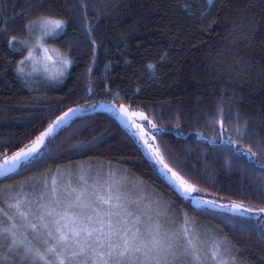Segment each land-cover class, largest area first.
I'll use <instances>...</instances> for the list:
<instances>
[{
    "label": "trees",
    "instance_id": "16d2710c",
    "mask_svg": "<svg viewBox=\"0 0 264 264\" xmlns=\"http://www.w3.org/2000/svg\"><path fill=\"white\" fill-rule=\"evenodd\" d=\"M28 11L32 18L66 24L48 42L71 64L58 81L21 78L15 69L28 51L0 43V161L31 145L69 109L122 104L164 130L156 144L175 170L202 189L200 196L264 209L258 170L246 158L235 160L222 143L226 137L214 142L218 124L206 123L221 105L264 132V0H0V41L19 32L27 22L20 14ZM225 129L234 131L227 121ZM57 137L59 151L46 164L0 178V189L56 169L76 173V160L104 165L105 172L112 165L133 179L152 177L145 194L155 189L172 206L177 225L186 213L206 231L204 244L219 239L240 264H264L263 219L196 207L153 175L139 141L108 112L75 117ZM81 142L98 150L81 159L71 151Z\"/></svg>",
    "mask_w": 264,
    "mask_h": 264
},
{
    "label": "snow or ice",
    "instance_id": "6c2138e0",
    "mask_svg": "<svg viewBox=\"0 0 264 264\" xmlns=\"http://www.w3.org/2000/svg\"><path fill=\"white\" fill-rule=\"evenodd\" d=\"M212 2L208 0L209 4ZM20 18L27 22L18 33L13 32L11 38L0 43L13 52L28 51L27 57L20 60L15 69L23 78L36 71L32 55L34 47H42L40 42L49 38L57 39L66 24L44 15L32 18L31 11L21 13ZM10 19L14 21L15 17ZM17 35L26 39H17ZM44 51L47 54V49ZM26 61L31 63L32 72L25 71ZM61 63L68 66L71 61L65 59ZM149 70L154 73L155 66L150 65ZM81 111L73 108L64 112L31 145L20 148L0 163V176L14 179L10 173L21 169L32 171L46 164L59 151L57 131L65 128ZM117 112L128 118L127 122L137 130L133 135L143 143L156 178L163 179L197 206L216 207L215 200L200 199L198 194L202 189L195 182L189 183L169 164L165 151L155 143V135L149 143L144 122L151 125L153 133L157 129L146 114L125 108H119ZM225 121L234 128L233 132L226 131ZM206 123L218 124V128L212 130L214 142L226 137L222 143L235 160L239 162L246 158L255 166L261 180V199H264V132H257L247 120L242 122L239 113L230 109L225 113L221 105L216 106L215 115L208 117ZM196 135L203 137V133ZM96 150L98 148L83 142L71 148L81 159ZM74 163L77 164L75 183L69 178L71 172L56 169L55 174L41 173L20 186L0 189V249H7L0 252V264H16L12 257H19V264H240L233 248L223 241L205 250L201 234L186 213L183 223L177 226L172 206L165 204L155 189L152 196L145 194L146 180L152 177L133 179L112 165H108L105 172L104 165L79 160ZM25 187L39 191H33L30 198ZM228 208L242 214L251 211L236 204ZM259 213H264V209ZM261 236L264 237V231Z\"/></svg>",
    "mask_w": 264,
    "mask_h": 264
},
{
    "label": "rangeland",
    "instance_id": "374dc122",
    "mask_svg": "<svg viewBox=\"0 0 264 264\" xmlns=\"http://www.w3.org/2000/svg\"><path fill=\"white\" fill-rule=\"evenodd\" d=\"M37 36H38V34H37ZM50 39L51 38H49V39H47L45 41H41L40 43L42 44V47L41 46H35L34 49L32 50L33 57L35 58L36 71L33 72V74L31 76H28V77H33L34 76V77H37L38 79H42V80L44 79V80H48V81H58L66 73L67 69L70 67V65H68V66L62 65L61 61L65 60L66 56H64V54H62L61 52H59L58 50H56L55 48H53L50 45V43L48 42ZM45 49H47V54H45V51H44ZM27 63H28V67L25 69V71L26 72H32L31 63H29V62H27ZM61 72L63 73V75L60 74ZM77 108L82 109V111L79 112L78 114H84V113L94 112V111H98V110L100 111L102 109H106L107 108L110 113L122 118V115L117 112V109L125 108V107L122 104L119 105V104H115V103H108L106 105H103L101 103H96V104H92V105H89V106H79ZM131 112L140 113L139 111H131ZM78 114H76V115H78ZM127 119L128 118H125L122 121V124L131 133H134L137 130L134 129L127 122ZM144 127H145V131L148 132V137L147 138L149 139V143H151L152 142L151 141V137L153 135H155V137H156V135L160 131H159L158 128H156L157 131L155 133H153L151 125L147 124L146 122H144ZM140 143L143 146V143L141 141H140ZM155 143H156V140H155ZM143 148H144V146H143ZM144 151L146 152L145 148H144ZM12 155L4 157L0 161V163H3L5 159L11 157ZM69 172H71V176L69 178L72 179V181L75 183L76 180H77V173H74L72 171H69ZM24 191L31 198L32 192L33 191L38 192L39 189L33 190L30 187H25ZM133 195L135 196L136 193H133ZM149 196H152V195H149ZM199 198L203 199V200H209V199L215 200L216 201V207L215 208H218L220 210H224L226 212H229V213H232V214H235V215H241V216L250 217V218H254V219H263L264 220V213H259L260 209H258V208H252V207H250L248 205H244V204H240V203L232 202V201H226L224 199H220V198H217V197L206 198V197H202V196L199 195ZM188 200H190V199H188ZM190 201L196 207L201 208L200 206H197L194 201H192V200H190ZM232 204L243 205L244 208H249V209H251V211L248 212V213H243V214L238 212V211H230L228 206L232 205ZM220 205H224V207L221 208ZM177 226H179V225H177ZM196 228H197L198 232L201 234L202 239H204V237L206 235V231H200L198 227H196ZM29 238H31V234L30 233H29ZM219 241H220L219 239L212 240V238H211L210 241L205 242V244H204L205 250L211 249L212 247L215 246V243L219 242ZM6 251H7L6 248L0 249V252H6ZM11 260L15 261L16 264H19V257H12Z\"/></svg>",
    "mask_w": 264,
    "mask_h": 264
},
{
    "label": "water",
    "instance_id": "95a60500",
    "mask_svg": "<svg viewBox=\"0 0 264 264\" xmlns=\"http://www.w3.org/2000/svg\"><path fill=\"white\" fill-rule=\"evenodd\" d=\"M101 104H103V105H106V104H108V103H101ZM125 107V106H124ZM126 108V107H125ZM126 109H128V108H126ZM129 110V109H128ZM99 111V110H98ZM100 111H106V112H108L109 114H111L113 117H115L118 121H119V123L123 126V124H122V121L125 119L124 117H122V118H120L119 116H116V115H114V114H112V113H110L109 111H108V109L106 108V109H102V110H100ZM130 111V110H129ZM131 112V111H130ZM80 115H82V114H78V115H76V116H73L72 117V119L73 118H75V117H78V116H80ZM71 119V120H72ZM124 127V126H123ZM125 129H127L126 127H124ZM47 130V129H46ZM45 130V131H46ZM128 130V129H127ZM129 131V130H128ZM130 132V131H129ZM131 133V132H130ZM133 134V133H132ZM136 138V137H135ZM137 139V138H136ZM138 140V139H137ZM139 141V140H138ZM139 143H140V141H139ZM141 144V143H140ZM142 146V145H141ZM142 148H143V146H142ZM144 149V148H143ZM146 153V152H145ZM147 154V153H146ZM14 173V172H13ZM10 174H12V173H10ZM2 177H4V176H1L0 178H2ZM178 191V190H177Z\"/></svg>",
    "mask_w": 264,
    "mask_h": 264
}]
</instances>
